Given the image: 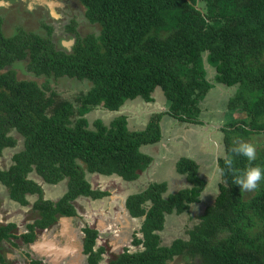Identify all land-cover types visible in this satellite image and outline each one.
Listing matches in <instances>:
<instances>
[{
	"label": "trees",
	"instance_id": "obj_1",
	"mask_svg": "<svg viewBox=\"0 0 264 264\" xmlns=\"http://www.w3.org/2000/svg\"><path fill=\"white\" fill-rule=\"evenodd\" d=\"M79 1L100 31L77 34L69 51L23 28L6 34L0 16V155L20 144L11 164L0 167V182L22 205L31 204L28 195L38 194L28 230L18 235L16 223L0 224V243L18 237L34 242L38 229L76 216L80 196L108 195L92 187L88 172L133 181L150 165L153 157L141 147L162 139L160 117L130 129L123 114L106 123L101 117L91 121L93 111H118L138 97L150 101L160 86L167 114L199 123L200 102L215 84H224L235 87L228 109L245 117L233 116L221 128L226 155L219 158L214 202L187 228V238L162 243L167 215L199 202L207 184L197 162L181 157L177 171L190 186L169 193L166 181H154L129 194L127 209L142 218V236L132 238L139 249H126L109 264H172L175 258L186 264H264V148L255 154L250 142L264 132V0ZM26 58L28 71L44 76L43 83L19 78L9 68ZM208 65L215 69L212 78ZM62 77L88 80L91 86L68 98L50 83ZM31 173L50 184L67 180L68 188L57 200L46 199ZM251 174L260 185L246 197ZM83 232L86 264H99L105 248L96 247L98 230L85 226ZM0 264L18 263L0 252Z\"/></svg>",
	"mask_w": 264,
	"mask_h": 264
},
{
	"label": "rangeland",
	"instance_id": "obj_2",
	"mask_svg": "<svg viewBox=\"0 0 264 264\" xmlns=\"http://www.w3.org/2000/svg\"><path fill=\"white\" fill-rule=\"evenodd\" d=\"M0 16L3 18V28L6 34H12L17 28L37 32L45 37H50L57 49L71 50L76 40V35L84 36L88 33H99L100 25L91 23L85 16V8L79 0H0ZM51 34H48L49 28ZM72 43V45L70 44ZM70 44V45H69ZM28 58L15 62L9 68L17 71L19 78L35 79L43 83L44 76H35L27 69ZM209 77L212 78L215 69L208 65ZM50 83L62 95L74 98L81 91H87L91 83L88 80H77L75 78L62 77L50 79ZM215 88H219L215 84ZM214 88V89H215ZM232 91L235 88H231ZM229 91L230 88H229ZM228 91V92H229ZM229 95V94H228ZM212 95H210L211 97ZM227 96V95H226ZM212 103V102H211ZM209 104V102H208ZM143 103L135 106H127L118 111L97 109L89 118L93 121L101 117L109 123L114 117L124 114L129 118L130 126L143 127L147 120L160 117V121L166 113L165 110H153ZM167 107V106H166ZM146 110L149 111L146 113ZM236 113L235 116L245 114ZM166 125L164 129V141L153 147L152 152L156 156L160 168L152 165L150 173H143L142 177L135 182H129L117 176L106 177L87 174L94 189L109 191V194L101 198L80 196L75 201L77 215L74 217H61L57 223L45 229H38V235L34 242L25 243L22 237L11 241L4 240L0 243V252L12 263L18 264H86L87 255L83 252V228L90 226L98 230L96 247L102 246L105 251L99 264H109V261L118 257L124 250L134 252L139 246L134 245L132 238L134 233L141 237L139 230L142 218L133 216L126 207L125 201L129 194L141 190L151 180L160 181L169 179V191L173 192L185 187L188 182L185 176L173 175L174 162L178 155L184 152L182 147V132L189 130L180 127L176 130L178 121ZM167 122H165L166 124ZM185 125V124H184ZM187 125V124H186ZM218 129L210 134L208 150L210 156L203 157L201 164V175L208 181L200 201L191 204V207L181 214H168L165 228L160 232L162 243L169 245L178 237L187 238V228L198 222L200 215L207 205L212 204L215 196L219 193L218 183L221 181L217 159L225 157L223 132ZM250 142L253 152L256 154L264 148V132L253 134ZM20 147V144L18 145ZM18 147H7L0 155V167H7L12 162V154ZM212 151V152H211ZM205 156V155H204ZM162 167V168H161ZM30 176L42 184L44 198L57 200L67 190V180L57 184L42 181L36 173ZM105 178V177H104ZM246 197L254 194L260 185L259 178L255 174L247 179ZM38 194L28 195L30 205H22L10 199L6 186L0 182V224L14 222L17 225V234L28 230L27 225L31 223L36 215L32 212L31 205L37 200ZM17 243V244H15ZM68 252V253H67ZM185 261L182 258L175 260L172 264H180Z\"/></svg>",
	"mask_w": 264,
	"mask_h": 264
},
{
	"label": "crops",
	"instance_id": "obj_3",
	"mask_svg": "<svg viewBox=\"0 0 264 264\" xmlns=\"http://www.w3.org/2000/svg\"><path fill=\"white\" fill-rule=\"evenodd\" d=\"M218 85H219V88L212 87L210 89V91L208 92V94L206 95L205 99L200 102V107H201L200 119H201V121L199 123L179 121L178 119L172 117L169 114H165L163 116V118L160 121L161 129H162V139L159 142H156L154 144H146V145H143L141 147V150L143 152L148 153L149 155H151L153 157L152 162L150 163V165L145 170L140 172V175L136 180L129 181V182L138 181L142 177L143 173H146V172L150 173V168L152 167V165L155 166L156 168H160L159 163H157V161L159 162V160H156L157 158H156L155 154L152 152V149L157 144L163 143V141L165 139L164 138V129H165L167 124L173 122L172 120L178 121V124L174 126V128H176V130L179 129L180 127H187L189 129V130H186L185 132H182L180 134V136L184 140L182 142V147L184 148V152L182 154L178 155V158H176V160L174 162V173H173V175L185 176L184 174H181L177 171V165L176 164H177V161L181 157L186 156V157L193 158L197 162L198 167H199V174H200V176H202L201 175V164H200V162H204L202 160L203 157H207V156L211 155V154L210 155L208 154V150L211 148L210 144H208V140L210 139L209 138L210 134L212 132H214L215 130H218V129L221 130L222 126L226 122L232 120L233 116H235V114H236V113L233 114V112L230 109H228V104H227L228 98L230 97L232 92H234V90L232 91L231 88H235V87H228V86H225L224 84H218ZM229 88L231 91H229ZM210 95H212V96L210 97ZM152 97H153V99L150 101H146L140 97H138L136 99L128 100L126 102V104L123 107H121V109H123L124 107H127V106H135L136 104H139V103H143L147 107L150 106V108H152L151 110H149L150 112L153 110H159V109L166 111L168 109L169 104H168V101L166 99V96L164 94L162 87L157 86L156 89L154 90L153 94H152ZM208 102H209V104H208ZM121 109H119V110H121ZM149 111L146 110V113H148ZM127 119L129 121L130 129H143L146 127L147 123L149 122V119H148L147 122L145 123V125L143 127H140V128L136 127V126L131 127L130 126L131 122H130L128 117H127ZM165 122H167V123L165 124ZM224 151H225V149H224ZM215 160L217 161V164L219 167V163H218L219 159H217V156L215 157ZM219 170H220V168H219ZM88 173L91 175L97 174L95 176H98V175L101 176L102 180L103 179L105 180L106 177H113V176H117L119 178H122L121 176H119L117 174L105 175V174H100L97 172H94V173L88 172ZM185 179L188 182L186 176H185ZM154 181H156V179L155 180L153 179L150 182H148L144 188H146L151 182H154ZM160 181H166L167 185H168V189H169V179L168 178L161 179ZM207 183H208V181H207ZM188 184L189 185H187V186H190L189 182H188ZM187 186H185V187H187ZM218 187H219V183H218ZM144 188H142V189H144ZM179 189H181V188H179ZM138 191H140V190H138ZM138 191H136V192H138ZM176 191H173V192H176ZM201 196H202V194H201ZM63 218L65 219L66 217H63Z\"/></svg>",
	"mask_w": 264,
	"mask_h": 264
},
{
	"label": "flooded vegetation",
	"instance_id": "obj_4",
	"mask_svg": "<svg viewBox=\"0 0 264 264\" xmlns=\"http://www.w3.org/2000/svg\"><path fill=\"white\" fill-rule=\"evenodd\" d=\"M70 49H71V48H70ZM140 247H141V246H140ZM141 248L143 249V247H141ZM119 255H120V254H119ZM176 259L179 260V258H175V260H176ZM175 260H174V261H175ZM174 261H173V262H174ZM173 262H172V263H173ZM180 264H186V261H183V262L180 261Z\"/></svg>",
	"mask_w": 264,
	"mask_h": 264
},
{
	"label": "water",
	"instance_id": "obj_5",
	"mask_svg": "<svg viewBox=\"0 0 264 264\" xmlns=\"http://www.w3.org/2000/svg\"><path fill=\"white\" fill-rule=\"evenodd\" d=\"M70 44L72 45V43H70ZM70 44H69V45H70Z\"/></svg>",
	"mask_w": 264,
	"mask_h": 264
}]
</instances>
